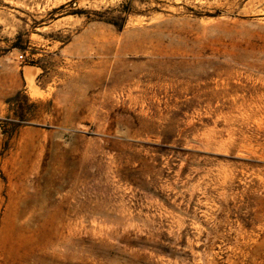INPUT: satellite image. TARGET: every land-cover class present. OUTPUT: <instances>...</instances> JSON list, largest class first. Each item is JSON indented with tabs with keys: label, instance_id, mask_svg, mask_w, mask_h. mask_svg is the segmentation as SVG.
Here are the masks:
<instances>
[{
	"label": "rangeland",
	"instance_id": "1",
	"mask_svg": "<svg viewBox=\"0 0 264 264\" xmlns=\"http://www.w3.org/2000/svg\"><path fill=\"white\" fill-rule=\"evenodd\" d=\"M0 264H264V0H0Z\"/></svg>",
	"mask_w": 264,
	"mask_h": 264
},
{
	"label": "bare ground",
	"instance_id": "2",
	"mask_svg": "<svg viewBox=\"0 0 264 264\" xmlns=\"http://www.w3.org/2000/svg\"><path fill=\"white\" fill-rule=\"evenodd\" d=\"M31 68H33V67H31ZM31 68H29V69L27 70V73H28V74L31 73V72H33V70H31Z\"/></svg>",
	"mask_w": 264,
	"mask_h": 264
},
{
	"label": "trees",
	"instance_id": "3",
	"mask_svg": "<svg viewBox=\"0 0 264 264\" xmlns=\"http://www.w3.org/2000/svg\"><path fill=\"white\" fill-rule=\"evenodd\" d=\"M115 26L120 27L118 24H115Z\"/></svg>",
	"mask_w": 264,
	"mask_h": 264
}]
</instances>
